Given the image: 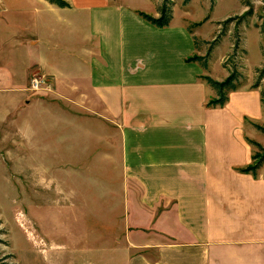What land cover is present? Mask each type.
I'll use <instances>...</instances> for the list:
<instances>
[{"label":"crops","instance_id":"1","mask_svg":"<svg viewBox=\"0 0 264 264\" xmlns=\"http://www.w3.org/2000/svg\"><path fill=\"white\" fill-rule=\"evenodd\" d=\"M67 1L69 7L48 0L8 6L0 0V131L11 118L35 123V110L44 106L35 101L42 91L81 95V106L118 133L113 185L125 196L126 222L115 236L118 264H264V167L255 175L242 171L253 162L248 123L264 113L260 88H239L224 106H208L216 96L204 79L211 58L208 68L187 60L204 55L197 31L175 15L158 27L133 0L90 5L85 40L76 53L59 52L40 35V19L28 6L40 3L59 13L72 8ZM33 75L45 76L53 88L33 91ZM228 75L224 67L219 80ZM76 126L84 133L64 135L65 154L72 158L76 150L81 162L86 155L88 166L89 121ZM53 137L45 146L41 140L34 145L56 156ZM93 153L99 160L110 154ZM87 192L88 186L82 194ZM54 201L62 206L59 198ZM137 230L146 234L144 243L137 241Z\"/></svg>","mask_w":264,"mask_h":264},{"label":"rangeland","instance_id":"2","mask_svg":"<svg viewBox=\"0 0 264 264\" xmlns=\"http://www.w3.org/2000/svg\"><path fill=\"white\" fill-rule=\"evenodd\" d=\"M11 1L19 2L6 0L8 6ZM69 1L72 8H60L59 13L40 3L28 6L32 17L40 19V35L52 41V46L62 53L68 52V48L76 53L91 27L88 8L105 0ZM133 1L143 12L156 17L160 12L155 11L164 2ZM169 2L172 19L175 15L176 21H184L197 31L196 42L202 53L206 55L212 46L210 75L219 80L224 76V67L229 71L236 66L244 76L240 88L252 87L259 71L264 69V0ZM65 58L72 59L69 55ZM72 62L76 64L74 70L79 71L77 62ZM260 83V91H264V76ZM35 101L44 105L35 110V123L25 126L22 119L11 118L0 131V264H118L115 236L126 222L122 218L125 196L113 185V174L118 175V165L113 173L111 156L118 149L116 128L109 121L102 125L93 111L82 107L79 94L42 91ZM83 120L89 121L88 166L84 153L82 162L74 158L76 150L72 152L71 162L64 146L65 134L84 133L76 126ZM256 121L264 126V113ZM248 128L247 137L264 147V132L252 122ZM50 136L56 139L53 143L58 151L56 156L42 152L43 147H35L39 140L43 141L42 146L47 145ZM98 138L102 139L100 143L95 142ZM70 142L76 144L75 140ZM97 149L110 153L107 160L92 157ZM255 150L258 148L254 147ZM67 153L70 155L69 150ZM103 171L109 174H100ZM87 186L88 192L84 194ZM55 198H59L62 206L54 204ZM139 235L137 241L144 243L146 234ZM157 241L164 239L158 237Z\"/></svg>","mask_w":264,"mask_h":264},{"label":"trees","instance_id":"3","mask_svg":"<svg viewBox=\"0 0 264 264\" xmlns=\"http://www.w3.org/2000/svg\"><path fill=\"white\" fill-rule=\"evenodd\" d=\"M51 3H54L60 7H69L70 3L67 0H48ZM160 16H152L146 12H139V14L149 21L150 23L158 26V27H165L168 26L172 20V7L170 5L169 0H164L162 5L159 8ZM264 27V26H263ZM264 33V28L262 30ZM197 40V39H196ZM217 39H215V42ZM214 42V44H215ZM212 53V46L209 47L206 55H199L195 54L188 57V61H197L199 62L204 68H208V59L210 58ZM264 76V69L259 71V75L256 78L255 83L252 87L258 88L261 86L260 80ZM204 79L206 82L216 91V96L208 101L207 105L210 107H222L228 101L229 94L231 91L237 90L243 84L244 76L243 74L237 69L236 66L229 70V75L223 79L218 80L212 77L211 75H205ZM262 95V102L264 103V91H261ZM257 128L264 132V126H261L257 123H253ZM249 143L253 146L258 148V150L254 151L253 153V162L245 167L242 168V171L251 172L254 175L257 173L258 169L264 164V147L257 141L248 138ZM1 264H12L11 262H2Z\"/></svg>","mask_w":264,"mask_h":264},{"label":"built area","instance_id":"4","mask_svg":"<svg viewBox=\"0 0 264 264\" xmlns=\"http://www.w3.org/2000/svg\"><path fill=\"white\" fill-rule=\"evenodd\" d=\"M30 88L33 91H39L41 89H52L53 84L43 75H33L30 81Z\"/></svg>","mask_w":264,"mask_h":264}]
</instances>
